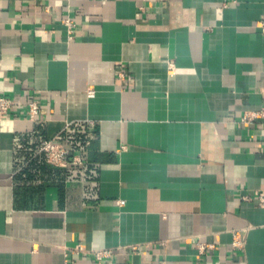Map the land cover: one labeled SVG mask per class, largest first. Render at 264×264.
I'll list each match as a JSON object with an SVG mask.
<instances>
[{"label": "crops", "instance_id": "crops-1", "mask_svg": "<svg viewBox=\"0 0 264 264\" xmlns=\"http://www.w3.org/2000/svg\"><path fill=\"white\" fill-rule=\"evenodd\" d=\"M262 19L264 0H0V264H264V118L240 121L264 104Z\"/></svg>", "mask_w": 264, "mask_h": 264}, {"label": "built area", "instance_id": "built-area-1", "mask_svg": "<svg viewBox=\"0 0 264 264\" xmlns=\"http://www.w3.org/2000/svg\"><path fill=\"white\" fill-rule=\"evenodd\" d=\"M226 6V5H225ZM261 27L264 28V19L258 22ZM169 68L172 70V64L169 65ZM123 79H126L128 75L124 70H121L119 73ZM88 96L94 95L93 89L87 90ZM16 108V100L10 95H0V121L7 118L11 115L13 109ZM41 109V103L38 98L31 97L26 101L24 113L26 117L30 120L36 119ZM258 118H264V104L261 109L246 111L240 118V121L245 124H250L257 120ZM39 152L43 153L45 159L57 166H69L70 164L82 163L83 157L81 153L73 148V146L65 141H57L55 139H43L38 147ZM256 195L259 201V204L264 206V190L256 191ZM120 203H124V200H120ZM244 239L242 238L239 230L234 231L232 246L235 249L241 250L244 248ZM214 243L209 242H198L197 248L200 254L206 253L208 249L214 248ZM76 248H79L76 247ZM136 248V247H134ZM110 249H101L95 251L96 259L101 262L104 258L110 257L112 255Z\"/></svg>", "mask_w": 264, "mask_h": 264}]
</instances>
